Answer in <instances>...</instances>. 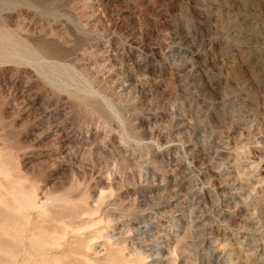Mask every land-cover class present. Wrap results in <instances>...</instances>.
Segmentation results:
<instances>
[{
	"label": "rangeland",
	"instance_id": "rangeland-1",
	"mask_svg": "<svg viewBox=\"0 0 264 264\" xmlns=\"http://www.w3.org/2000/svg\"><path fill=\"white\" fill-rule=\"evenodd\" d=\"M10 249L264 264V0H0Z\"/></svg>",
	"mask_w": 264,
	"mask_h": 264
},
{
	"label": "bare ground",
	"instance_id": "bare-ground-1",
	"mask_svg": "<svg viewBox=\"0 0 264 264\" xmlns=\"http://www.w3.org/2000/svg\"><path fill=\"white\" fill-rule=\"evenodd\" d=\"M44 205H45V204L43 203L42 206H44ZM21 214H22L23 216L25 215V213H22V212H21ZM14 225H15V224H14ZM14 225H12L11 227H13ZM11 227H10V229H11ZM10 229H9V228L7 229L8 232H9V234L12 235V238H13V239H16L18 236L15 234L14 231H11ZM43 233H44V232H43ZM43 233H41V235H39V236L37 237V240H36L37 250H38V251H40V250L42 249L41 239H42ZM57 238H58V237H57V235L55 236V234H52L51 236H49V237H48L49 245H50V246L55 245V244H56L55 241H56ZM75 238H76V237H75ZM7 255H8V257L11 259V263H10V264H15V263H16L17 253H15L12 249H10V250L7 251ZM21 256H22V255H21ZM21 264H65V263L62 262V261H59V260H56V261L50 263V262H47V261H46V258L41 257V258L38 259V260H34V261H33V260H27V261L22 262Z\"/></svg>",
	"mask_w": 264,
	"mask_h": 264
}]
</instances>
